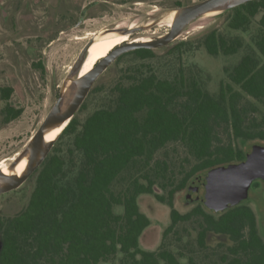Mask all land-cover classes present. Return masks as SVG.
I'll return each mask as SVG.
<instances>
[{"label":"trees","instance_id":"obj_1","mask_svg":"<svg viewBox=\"0 0 264 264\" xmlns=\"http://www.w3.org/2000/svg\"><path fill=\"white\" fill-rule=\"evenodd\" d=\"M230 13L233 30H246L261 13L254 39L261 57L247 53L227 71L241 91L222 83L217 97L183 70L174 78H162L151 65L132 68L130 82L111 89V105L94 110L83 121L75 116L61 135L72 138L73 150L82 157L75 179L64 180L66 160L53 149L34 173L36 185L26 208L14 216L0 215V264H103L118 257L119 264H183L180 253L166 243L157 250L142 247L141 236L151 219L140 210L139 196L147 193L171 207L165 236L180 222L196 218L202 248L210 233L230 242L221 255L225 264H264V239L250 206L242 202L214 211L216 216L200 205L182 214L174 205L175 194L203 172L246 158L232 142L219 139L220 127L234 138L264 140V128L255 120L248 122L247 108L241 104L243 93L264 104V0L249 1ZM202 42L211 55L235 54L244 45L241 37H226L216 29ZM153 50L141 48L122 56L130 53L143 60L153 57ZM36 66L45 70L43 60ZM13 92L11 86L0 87V98L9 101ZM22 113V108L7 103L2 123ZM171 142H181L195 161L177 182L163 174L167 167L152 166L155 154ZM137 165L142 172L120 186L121 177ZM159 177L165 179L161 186L167 195L155 191Z\"/></svg>","mask_w":264,"mask_h":264},{"label":"rangeland","instance_id":"obj_2","mask_svg":"<svg viewBox=\"0 0 264 264\" xmlns=\"http://www.w3.org/2000/svg\"><path fill=\"white\" fill-rule=\"evenodd\" d=\"M199 1L201 0H0V87L14 88L9 101L0 98V161L7 160L10 165L24 150L57 101L65 78L82 49L94 38L93 33H104L120 24H145L179 6L178 2L184 5ZM83 9L86 11L83 12ZM230 17L231 13L228 11L198 20L174 44L154 49L153 57L142 60L130 53L119 57L97 79L76 116L83 121L94 110L111 105L114 99L111 89L119 82L128 84L130 79L127 75L132 68L141 64L151 65L153 71L162 78H174L183 70L188 77L198 80L207 91L217 97L222 83H230L234 89L241 91L239 86L231 82L227 71L247 53L261 57L254 41L259 31L261 13L246 30L231 29L228 25ZM167 22L164 19L156 29L142 31L135 36L163 35L170 30ZM213 29L226 37H241L243 47L231 55L209 54L202 41ZM41 60L44 61L45 70L36 66ZM243 95L241 104L247 108L248 122L253 123L255 120V124L264 128V104L251 96ZM7 103L22 108L23 113L17 119L3 124L2 110ZM218 135L224 143L232 142L244 152L253 146H264V140L260 138H234L224 127L219 128ZM53 149L66 160L64 180L73 181L82 167V157L73 150L72 138L60 137ZM194 163L181 142H171L155 154L152 166L162 169L167 167L163 174L177 182ZM138 167L139 165L121 177L120 186L131 175L142 172ZM154 170L150 172L156 178ZM36 178L37 174H34L20 188L0 195L1 216H14L26 208L36 185ZM164 180L163 177L157 178L155 191L167 195V190L161 186ZM141 181L146 182V179L141 178ZM187 195L188 187L175 194L174 205L180 213L192 212L200 205L206 212L218 216V213L201 201H187ZM243 203L254 210L258 231L264 239V180L258 179L251 184L249 197ZM139 205L140 210L151 219V225L141 236L144 249L157 250L162 243H166L172 250L180 253L183 264H225L221 255L230 243L226 238L210 233L207 247L202 248L197 241L199 224L196 218L180 222L165 236L164 231L171 224V207L159 201L154 194L148 193L139 196ZM116 211L122 210L117 207ZM103 264H119V257Z\"/></svg>","mask_w":264,"mask_h":264},{"label":"water","instance_id":"obj_3","mask_svg":"<svg viewBox=\"0 0 264 264\" xmlns=\"http://www.w3.org/2000/svg\"><path fill=\"white\" fill-rule=\"evenodd\" d=\"M253 0H201L173 7L161 17L145 24L115 25L107 32L97 33L80 52L76 62L60 88L59 96L37 132L30 138L24 150L6 169H0V195L20 188L45 162L65 128L76 116L97 79L120 56L130 51L146 48L157 49L174 44L189 26L198 20L231 11ZM86 9H84V12ZM83 19V17H81ZM81 19V20H82ZM166 19L170 30L163 35L140 37L135 34L154 30ZM129 36V40L115 47L105 58L86 73L80 75L90 47L103 35ZM24 164L21 170L18 167ZM264 180V146H253L241 162L209 169L194 178L189 187L187 201H201L215 212L225 211L249 197L251 184ZM3 241H0V252Z\"/></svg>","mask_w":264,"mask_h":264},{"label":"bare ground","instance_id":"obj_4","mask_svg":"<svg viewBox=\"0 0 264 264\" xmlns=\"http://www.w3.org/2000/svg\"><path fill=\"white\" fill-rule=\"evenodd\" d=\"M120 25H119V27H122ZM132 25L134 26L135 24L133 23ZM96 34L93 33L94 36ZM129 39H130L129 36H116V35H112V34H107V35L101 36L90 47L87 59L85 60L83 66L81 68L80 75L81 76L85 75L86 73L91 71V69L96 65V63H98L101 59L105 58L115 47L124 43L125 41H128ZM142 39H144V38L140 37L137 41H140ZM7 162H8L7 160L0 161V169H6L8 167ZM23 165L24 164L22 163L18 167V170H21Z\"/></svg>","mask_w":264,"mask_h":264},{"label":"flooded vegetation","instance_id":"obj_5","mask_svg":"<svg viewBox=\"0 0 264 264\" xmlns=\"http://www.w3.org/2000/svg\"><path fill=\"white\" fill-rule=\"evenodd\" d=\"M84 10V9H83ZM84 12V11H83ZM82 16V15H81ZM94 34H96V33H94ZM2 161V160H1Z\"/></svg>","mask_w":264,"mask_h":264}]
</instances>
